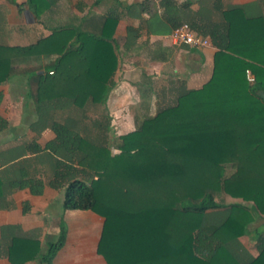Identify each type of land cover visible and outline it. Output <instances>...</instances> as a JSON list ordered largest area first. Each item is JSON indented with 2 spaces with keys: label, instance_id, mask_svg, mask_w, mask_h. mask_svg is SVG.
<instances>
[{
  "label": "trees",
  "instance_id": "obj_1",
  "mask_svg": "<svg viewBox=\"0 0 264 264\" xmlns=\"http://www.w3.org/2000/svg\"><path fill=\"white\" fill-rule=\"evenodd\" d=\"M191 4L161 0L163 29L168 34L185 23L209 39L216 49L209 79L198 89H181L173 105L119 136L114 154L81 136L77 123L55 117L68 106L81 107L82 94L90 95L92 104L105 103L117 64L111 39L115 14H106L96 36L60 28L27 46H0V83L9 78L13 59L57 56L50 73L34 74L30 85L37 113L32 131L37 136L49 127L53 137L42 147L32 140L7 152L9 160L45 155L39 176L48 173L51 187L62 188V209L88 210L103 218L96 253L105 264H264V238L248 261L239 258L237 245L252 213L264 214V101L258 95L264 94V20L246 17L242 7L222 9L219 0L212 5L217 18L202 13L189 21L177 17ZM96 45L101 50L88 59L84 49ZM85 58L83 84L76 65ZM100 123L96 129L107 131ZM23 165L4 168L16 176L0 178V196L12 188L41 192L43 183L27 177ZM222 195L251 208L225 205ZM63 238L60 227L56 241L40 256L42 264L51 263Z\"/></svg>",
  "mask_w": 264,
  "mask_h": 264
},
{
  "label": "crops",
  "instance_id": "obj_2",
  "mask_svg": "<svg viewBox=\"0 0 264 264\" xmlns=\"http://www.w3.org/2000/svg\"><path fill=\"white\" fill-rule=\"evenodd\" d=\"M144 1L0 0V46H27L60 28H75L96 36L100 33L103 18L106 14L113 13L118 17L111 38L117 58L116 69L109 79L113 86L104 104H92L89 102L91 96L82 94L80 99L85 102L81 107L70 106L68 113L74 116L81 113L80 117L85 119L82 118V122L78 123L82 126H85V122L96 126L100 120H89L88 117L105 115L115 118L118 116L119 106L125 112L129 108L132 112L130 104H134L133 101L136 100L139 104L137 108L143 115L154 116L157 112L156 102L163 101V93L169 91L177 97L181 89H198L209 79L216 49L211 46L199 50L173 44L168 38L169 33H164L166 12L160 5L161 0H150L146 5ZM171 1L179 5L186 0ZM189 1L192 4L187 10H178L177 17H185L189 21L196 13H202L201 16L217 18L218 13L212 8L215 0ZM139 4L145 6L144 10L139 11ZM219 4L222 9L242 7L246 17L259 15L264 20V0H219ZM84 50L90 59L92 53L98 55L101 47L90 46ZM56 57L54 54H47L13 59L9 78L0 83V121L4 123L0 128L1 180H15L16 174H5L4 168L15 167L20 163L27 168V177L42 178L39 176L40 166H37L35 156L27 154L22 158L9 160L7 151L32 140L42 147L53 137L49 127L41 129L37 136L32 131L36 126L37 113L30 85L33 84L31 76L45 70L49 72ZM86 58L83 62L77 59L76 69L80 71L81 81L87 79L83 78V70L87 68L89 61ZM167 66H172L171 71ZM135 69L138 73L134 72ZM166 77L170 82V89L166 88ZM85 82L87 81L83 84ZM100 98L101 95H96V99ZM111 122L104 119L100 124L105 125L108 130ZM125 125L129 132L136 129L133 122L127 121ZM49 177L50 175L47 178ZM48 184H43L39 194L31 193L28 188L2 190L0 264H42L40 256L62 225H66L63 242L50 264H105L96 253L103 218L88 210H63L62 189L55 190ZM221 197L225 205L237 203L251 208L250 203L241 199L226 195ZM261 238H264V214L252 213V219L243 235L237 238L239 258L242 261L257 256L256 244Z\"/></svg>",
  "mask_w": 264,
  "mask_h": 264
},
{
  "label": "rangeland",
  "instance_id": "obj_3",
  "mask_svg": "<svg viewBox=\"0 0 264 264\" xmlns=\"http://www.w3.org/2000/svg\"><path fill=\"white\" fill-rule=\"evenodd\" d=\"M167 69H169L171 71L172 66L171 67L167 66ZM134 72L138 73V71H136V69H135ZM172 75L174 76L173 73H172ZM136 77H137V75H136ZM168 83H170V82H168V79L166 77L165 85H166L167 89H170L169 88L170 84L168 85ZM162 97H163V101L162 102H160V101L156 102L157 103V106L155 107L156 111H158L159 109H161V108H163L165 106H170V105H173L175 103V98L176 97H175V95L170 94L169 91L166 92V93H163ZM130 101L132 103V100H130ZM133 103L134 104H130V105H132L131 107H133L132 108L133 109L132 112H130V108H129L126 111L127 113L123 109H121L122 106L120 107L119 105H117V106H119L118 108H120V109H117L118 116H116L115 118L108 117V116H105V115L100 116V117L99 116L98 117H96V116L95 117H92V116L88 117L89 120H91V119L92 120L93 119L101 120L102 117H104L106 121L111 120L112 122H111V124H110V126H109L107 131H101L99 129H96L95 126L88 125V122H85V124H84L85 126L80 125L79 123L82 122V118L83 119H85V118L82 117V116L80 117L81 113L79 114V116H74V115H71L70 113H68L69 106H68V108L65 109V111L62 110L63 113H62V111H60L59 114L56 115L55 118H56V120L62 121L64 118L67 117V118H69V120H71V121H73L75 123L79 122L78 123L79 125L77 126V128H78V133L81 136L87 138V140L89 142H91L92 144L106 146L108 148L110 154H114L116 152L115 151V146L119 142V136L124 135V134L129 132L128 126L125 125L126 122L128 121L129 123L130 122L135 123L136 126H134V128L135 127L137 128L138 127L137 125L140 124V122L146 117V115H143L144 113L142 114L140 109L137 108L138 107L137 106L138 101L134 100ZM65 113H67V115H65ZM124 113H126V114H124ZM38 124H40V123H38ZM42 124H44V122H42L41 125ZM83 127H85V129ZM44 156L45 155H42V157L39 156L37 158V160H35V161H38V163H39V164H37V166H40V169L43 168V170H44V166L46 165V161H45L46 160V156L45 157ZM47 163H48V169H49L50 162L48 161ZM47 172H50V170H47ZM229 173H230L229 169L226 168V175H228ZM47 177H48V173H47L46 176L44 175V177L40 178L39 180L43 184H47V182H49L48 185L51 186V183L49 181L51 179V177H49V178H47ZM61 189L62 188L58 187V185L55 188V190H58V191H60ZM62 228L64 230L66 228V225L64 227L62 225ZM58 235H59V231L57 232L56 237H53L52 242L56 241Z\"/></svg>",
  "mask_w": 264,
  "mask_h": 264
},
{
  "label": "built area",
  "instance_id": "obj_4",
  "mask_svg": "<svg viewBox=\"0 0 264 264\" xmlns=\"http://www.w3.org/2000/svg\"><path fill=\"white\" fill-rule=\"evenodd\" d=\"M168 38L173 44L185 45L199 50L211 47L207 37L195 33L185 23H181L175 27L169 33ZM245 79L248 83H253V77L248 70L245 71Z\"/></svg>",
  "mask_w": 264,
  "mask_h": 264
},
{
  "label": "water",
  "instance_id": "obj_5",
  "mask_svg": "<svg viewBox=\"0 0 264 264\" xmlns=\"http://www.w3.org/2000/svg\"><path fill=\"white\" fill-rule=\"evenodd\" d=\"M258 95L264 101V94L262 92H259Z\"/></svg>",
  "mask_w": 264,
  "mask_h": 264
}]
</instances>
